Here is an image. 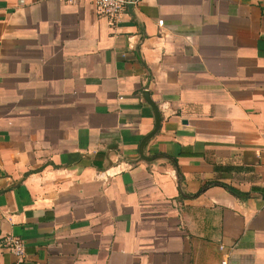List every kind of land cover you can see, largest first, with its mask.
<instances>
[{
    "label": "crops",
    "instance_id": "0c3cea01",
    "mask_svg": "<svg viewBox=\"0 0 264 264\" xmlns=\"http://www.w3.org/2000/svg\"><path fill=\"white\" fill-rule=\"evenodd\" d=\"M263 196L264 0H0V264H264Z\"/></svg>",
    "mask_w": 264,
    "mask_h": 264
},
{
    "label": "built area",
    "instance_id": "2783aa9c",
    "mask_svg": "<svg viewBox=\"0 0 264 264\" xmlns=\"http://www.w3.org/2000/svg\"><path fill=\"white\" fill-rule=\"evenodd\" d=\"M67 4H76L79 0H63ZM94 9L97 16L105 18L109 23L117 22L129 7L134 6L137 0H86ZM6 251L13 256L16 263H21L24 259V245L23 243L13 237L6 238L3 244ZM220 264H225L221 262Z\"/></svg>",
    "mask_w": 264,
    "mask_h": 264
},
{
    "label": "trees",
    "instance_id": "16d2710c",
    "mask_svg": "<svg viewBox=\"0 0 264 264\" xmlns=\"http://www.w3.org/2000/svg\"><path fill=\"white\" fill-rule=\"evenodd\" d=\"M221 187H223L225 190H227V192H229L231 195L243 200V199H246L248 197V194H245V193H240L226 185H221Z\"/></svg>",
    "mask_w": 264,
    "mask_h": 264
},
{
    "label": "water",
    "instance_id": "95a60500",
    "mask_svg": "<svg viewBox=\"0 0 264 264\" xmlns=\"http://www.w3.org/2000/svg\"><path fill=\"white\" fill-rule=\"evenodd\" d=\"M157 125H158V118L156 117V120H155V126L157 127ZM261 200L264 201V196L261 197Z\"/></svg>",
    "mask_w": 264,
    "mask_h": 264
}]
</instances>
